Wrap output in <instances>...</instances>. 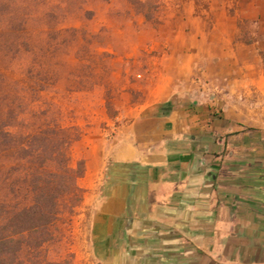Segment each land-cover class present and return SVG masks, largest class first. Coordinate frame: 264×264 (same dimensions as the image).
<instances>
[{
    "label": "crops",
    "instance_id": "0c3cea01",
    "mask_svg": "<svg viewBox=\"0 0 264 264\" xmlns=\"http://www.w3.org/2000/svg\"><path fill=\"white\" fill-rule=\"evenodd\" d=\"M225 21L180 26L141 101L92 129L99 264H264V20L249 43Z\"/></svg>",
    "mask_w": 264,
    "mask_h": 264
},
{
    "label": "rangeland",
    "instance_id": "374dc122",
    "mask_svg": "<svg viewBox=\"0 0 264 264\" xmlns=\"http://www.w3.org/2000/svg\"><path fill=\"white\" fill-rule=\"evenodd\" d=\"M0 1L26 20L22 28L29 38L28 52L22 48L0 61L8 89L23 99L21 119L45 111L48 119L75 127L82 134L70 148L71 165H84L77 182L84 192L82 203L70 227L62 226L67 230L62 245L48 248L44 264H69L66 255L72 256L70 264H99L90 245V203L86 202L90 196L86 162L92 129L110 130L106 124L114 123L121 108L141 101L144 71L157 66L159 57L168 53V40L180 26L214 28L228 19L236 23V40L249 43L252 30L263 24L264 0H142L153 2L142 7L134 5V0ZM3 9L0 7L2 14ZM142 14H148L149 20ZM5 19L0 17V55L12 40ZM71 30L76 33L65 32ZM38 45L43 75L48 74L50 80L43 91L31 93L25 90L32 83L25 73L32 65L30 51ZM3 164L7 167L10 161Z\"/></svg>",
    "mask_w": 264,
    "mask_h": 264
},
{
    "label": "trees",
    "instance_id": "16d2710c",
    "mask_svg": "<svg viewBox=\"0 0 264 264\" xmlns=\"http://www.w3.org/2000/svg\"><path fill=\"white\" fill-rule=\"evenodd\" d=\"M148 3L153 2H133L138 7ZM0 7L4 8L0 17L6 18L12 36L2 48L0 61L4 62L11 52L16 55L22 48L28 52L29 38L22 28L26 20L21 13L4 1ZM142 16L150 18L148 14ZM15 19L18 22H11ZM30 54L32 65L25 79L32 83L25 90L41 92L50 80L42 72V48L33 47ZM4 74L0 71V264H44L48 248L62 245L67 231L62 226L70 227L82 203L84 192L77 182L84 174V165L78 162L73 167L70 160V148L82 134L75 127H63L59 121L48 119L45 111L22 120L23 99L10 92ZM4 161L10 165L4 166ZM71 258L66 255L69 264Z\"/></svg>",
    "mask_w": 264,
    "mask_h": 264
}]
</instances>
